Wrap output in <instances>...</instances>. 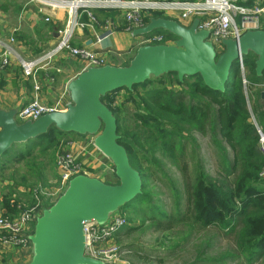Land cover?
<instances>
[{"label": "water", "instance_id": "95a60500", "mask_svg": "<svg viewBox=\"0 0 264 264\" xmlns=\"http://www.w3.org/2000/svg\"><path fill=\"white\" fill-rule=\"evenodd\" d=\"M197 25V19L185 27L174 20L150 18L130 35L146 36L161 30L175 39L168 44L138 47L129 63L121 67H86L68 83L70 102L63 111L21 122L14 119L13 113L0 111V157L54 126L64 133L91 136L93 146L113 164L118 180L109 185L83 175L73 177L49 208L42 206L33 216V232L26 237L28 247H32L27 264H90L84 256L83 224L107 227L118 215L117 210L141 193V175L130 165L126 150L118 143L116 119L102 98L119 89L132 90L133 86L150 81L151 76L169 73L175 74L180 83L184 78L199 76L208 89L224 92L233 64L247 55L255 57V75L262 77L264 30L222 40L223 51L218 54L208 41V32L199 30ZM261 98L264 99V91Z\"/></svg>", "mask_w": 264, "mask_h": 264}, {"label": "rangeland", "instance_id": "374dc122", "mask_svg": "<svg viewBox=\"0 0 264 264\" xmlns=\"http://www.w3.org/2000/svg\"><path fill=\"white\" fill-rule=\"evenodd\" d=\"M152 14L162 16L159 13ZM170 14L163 16L168 18L167 15ZM127 57L120 56L113 62L108 60V63L124 66L128 64V61H125ZM240 77L244 96L242 110H245L249 124L253 125V118L258 120V117H264V99H261L264 84L252 83L244 70L240 72ZM159 79H162L160 84L156 82ZM149 80L151 83L145 87L108 94L113 99L110 107L116 111L119 119V134L125 135L132 149V166L144 176L143 193L149 203L132 201L119 208L117 212L125 220V226L108 241L97 244L92 252L84 256L90 260V264H242L234 234L214 228L201 229L191 224L183 225L175 220L183 209L185 194V182L176 156L178 151L168 150L163 146V139L149 138L152 134L136 120V113H144L142 109L146 107L150 97L146 91L162 87L175 91L188 90L193 79H184L181 84H177L172 76H151ZM135 97L137 103L132 100ZM152 107V104L148 105L152 114L157 115V112L151 110ZM160 115L161 118L170 120L185 137L183 161L187 165L192 183L198 175L211 182L220 181L222 172L225 171L223 154L227 159L232 158V152L225 142L215 136L210 127L199 130L196 125L188 127L172 120L166 114ZM261 125L263 128L264 123ZM68 141V138L62 139L64 145ZM12 149L23 153V148ZM62 150L61 146L54 151L48 150L39 158L40 152L35 148L30 150L28 156L20 154L4 159L0 167V198L7 196L10 191L13 192L11 199L16 201L14 207L17 212L12 216L33 208L40 210L42 206L49 208L63 194L66 187L56 163V158ZM111 168L112 172L103 177V180L108 184H117L118 180L112 166ZM148 205L166 216L168 220L163 221L169 224V229L157 228L148 220ZM0 213L11 216L5 210L2 212V208ZM32 232L33 223L28 235ZM262 263L263 261H260V264Z\"/></svg>", "mask_w": 264, "mask_h": 264}, {"label": "trees", "instance_id": "16d2710c", "mask_svg": "<svg viewBox=\"0 0 264 264\" xmlns=\"http://www.w3.org/2000/svg\"><path fill=\"white\" fill-rule=\"evenodd\" d=\"M153 17L160 16L153 14ZM145 22L148 20L145 19ZM158 33L163 34L165 40L175 39L174 36L165 31L153 32V34ZM254 61L255 57L252 55L242 58L244 73L249 75L247 78L251 79L252 83L264 84V74L262 77L255 75ZM240 72L239 63L236 61L231 68L224 92L208 89L203 85L199 76L184 78L193 79L188 90L175 91L162 87L146 91L147 94H150L149 100L146 107L142 109L144 113H136V120L140 121V124L152 134L149 138L163 139L165 141L163 146L168 150L178 151L176 156L185 182V194L183 209L175 220L183 225L191 224L201 229L214 228L224 233H232L235 235V243L242 264H260V261H263L262 264H264V181L258 177L259 171L264 166V159L257 150L258 137L254 127L249 124L245 110H242L244 96ZM166 76H172L177 84L180 83L175 74L169 73ZM161 80L156 82L160 84ZM149 82L146 81L132 88L145 87ZM120 90L129 91L119 89L114 92ZM132 100L137 103L136 97ZM110 102L113 103V99L109 95L102 98V103L106 105L116 119L118 143L126 150L129 163L132 166V156L130 155L132 149L125 135L119 134V119L116 111L110 107ZM149 104H152L151 110L157 112V115L152 114L148 108ZM160 114H166L172 120L188 127L196 125L199 130L210 127L215 136H219L225 142L232 152V158L231 160L227 159L223 154L225 171L222 172L220 181L211 182L202 175H198L192 183L187 172V165L183 161L185 137L179 128L170 120L161 118L162 115ZM258 121L261 125L262 122L264 123V117H258ZM68 134L51 126L44 134L25 142L23 153H17L13 149L6 151L0 157V167L4 159L20 154L28 156L30 150L35 148L40 152L38 156L41 158L40 156L46 151H54L60 146L63 147L62 139L67 138ZM139 174L142 179V189L133 202L147 201L146 203H149V199L143 193L144 176L142 172ZM12 193L10 191L7 196L0 198V208L11 216L17 212L14 207L16 201L11 199ZM147 209L150 211L148 220L153 222L157 228H170L169 224L163 221L168 220L166 216L159 213L151 205H148Z\"/></svg>", "mask_w": 264, "mask_h": 264}, {"label": "built area", "instance_id": "2783aa9c", "mask_svg": "<svg viewBox=\"0 0 264 264\" xmlns=\"http://www.w3.org/2000/svg\"><path fill=\"white\" fill-rule=\"evenodd\" d=\"M37 3L42 8L62 11L65 14V23L57 30V41L47 51L36 59L25 60L15 48L16 39L0 37V70L7 67L11 60L16 61L24 76H33L38 67H46L61 55H68L82 62L86 67H103L111 65L107 56L93 51L85 46H73V35L77 30L88 27L102 29L103 35L95 41L99 44L114 31L131 33L134 29L144 27L145 14L174 13L181 20H198L197 28L208 32V41L212 43L215 51L220 54L223 51L222 40L238 39L247 31L264 30V0L243 2L242 0H27ZM120 12V17H105L99 20L95 12ZM49 18H45L48 22ZM161 34H148L142 36L139 45L168 44ZM241 71L244 70L242 61L239 62ZM38 90L39 87L35 86ZM69 103V102H68ZM68 103L58 101L53 105H47L37 98L31 100L22 107L17 114L18 120H37L38 118L63 111ZM253 127L258 137L257 150L264 158V131L259 121L253 118ZM56 163L60 171V177L65 187L76 176H88V172L81 163H78L66 150L59 152ZM259 179L264 181V167L259 174ZM38 210L33 208L16 216H8L0 213V245L4 247L26 248L27 236L33 223V216ZM126 222L118 215L112 222L103 228H95L89 224H83L85 238L84 254L92 252L97 244L108 241L116 232L125 226Z\"/></svg>", "mask_w": 264, "mask_h": 264}, {"label": "crops", "instance_id": "0c3cea01", "mask_svg": "<svg viewBox=\"0 0 264 264\" xmlns=\"http://www.w3.org/2000/svg\"><path fill=\"white\" fill-rule=\"evenodd\" d=\"M95 14L99 20H102L105 17H120L122 13L99 11ZM165 16L160 17L166 18ZM167 16L166 19L174 20L185 27L193 22L181 20L174 13ZM45 18H49V21L45 22ZM150 18H154L153 14L146 13L145 19L149 21ZM64 23L65 14L62 11L42 8L39 4L30 3L27 0H0V37L12 35L16 39L15 48L25 60L32 61L50 49L57 41V30L62 28ZM102 35L100 28L88 27L77 30L73 35L72 45L85 46L102 53L111 62L126 55L128 57L125 61L129 63L137 48L140 47L139 41L142 37H133L129 33L118 30L96 44V39ZM82 68L81 61L65 54L46 67L36 68L33 76L26 77L19 64L11 60L6 68L0 70V111L13 113L14 119L18 122V111L34 98L47 105H53L58 101L70 102L67 85L81 73ZM35 86L39 89L36 90ZM67 138L69 141L62 147L63 150L69 152L78 163L82 164L88 172L87 177L96 178L105 183L103 177L109 176L112 172L111 166L113 170L114 166L93 146L91 141L93 138L73 133H69ZM13 148L21 149L23 144ZM113 184L116 183L109 185ZM31 257L32 247L14 248L0 245V264H27Z\"/></svg>", "mask_w": 264, "mask_h": 264}]
</instances>
